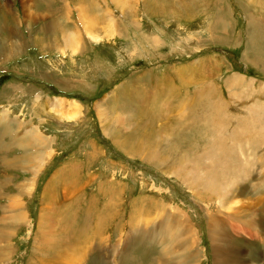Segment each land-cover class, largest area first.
Here are the masks:
<instances>
[{"label":"rangeland","instance_id":"rangeland-1","mask_svg":"<svg viewBox=\"0 0 264 264\" xmlns=\"http://www.w3.org/2000/svg\"><path fill=\"white\" fill-rule=\"evenodd\" d=\"M0 49L6 136L52 140L1 191L0 264H264V0H0ZM140 78L155 115L112 137L95 109Z\"/></svg>","mask_w":264,"mask_h":264},{"label":"crops","instance_id":"crops-1","mask_svg":"<svg viewBox=\"0 0 264 264\" xmlns=\"http://www.w3.org/2000/svg\"><path fill=\"white\" fill-rule=\"evenodd\" d=\"M61 81L62 80H60L59 82H61ZM136 81H137L136 83L139 84V88H140L139 94L137 92L138 98L139 99L141 97L142 98L139 100V103L137 106H135V101H133V100L128 101V103H130L133 106L129 112H128V107L130 105H128V107H127L126 98L136 96L132 92H129V90L126 88V87H131L132 84L130 83V81L128 82V84L125 81L122 82L120 87H118L116 89L117 92H115V96H114L115 98L113 97V93H112V96H108V99L105 101V103L98 105V107L95 109L96 113H99V112L102 113L101 118L98 114V120L101 122V124H104V125L107 124V129H106L107 131L104 128H102V129L107 134L111 135L112 137H113V135L118 136L117 132L114 133V131H115L114 128H119V129L122 128V130H124L125 132L131 133V131H126V116H125L126 113H127L128 121L131 125L134 124L135 122L140 123L141 119H144L143 122H141L142 126L141 127L138 126V127L143 128V129H146L149 127V125H150L149 121L146 122L147 117H148V113L146 112V110L144 111V108L143 109L141 108L143 102H144L143 105L146 102V104H145L146 108H148L149 105L153 107V108H151V114H149V116L152 117L155 115L154 102L152 100H151V102H148V98H149L147 96L148 94L140 93V91H142V90H145L147 92V88H143L140 85V83L142 82L141 78L136 80ZM61 84L64 85V82ZM137 84H135V86ZM135 86H133V87H135ZM155 91L158 92L159 90H157V88H156ZM118 94H119V96H117ZM155 94L157 96L162 97L161 94H158V93H155ZM153 97H155V96H153ZM54 101H55V99H54ZM57 101H59V104H63V100H61L60 98L56 99L55 106H54L53 100H48L45 103V105L42 106V108H41L43 113L45 115H48L49 117L55 116L53 110L56 106L59 105ZM70 102H71V99H70ZM74 102L75 101L73 100V103ZM76 103H79V102H76ZM70 105L71 104L69 103V107H70ZM81 107H83V106L81 105ZM0 108H1V106H0ZM61 108L63 109V107H61ZM81 111H82V109H81ZM153 111H154V113L152 114ZM3 112L8 113V111L5 109L1 113H3ZM58 115L60 117H62L60 114H58ZM7 116L9 118L12 117L9 115V113L7 114ZM38 116H40V115L37 114L35 116V118H37ZM63 116L67 117V114L65 113ZM60 117H59V119H60ZM65 119L67 120V118H65ZM62 120H64V117L62 118ZM33 122H35V119H33L31 117V118H27L26 125H25V122L22 124L24 129L27 128V133L31 137V141H29V144H25V143L13 144L11 132L8 133V137H7L6 133H5V128H12L14 122L12 120L5 119V117L3 115L0 116V172H2L3 170L5 171V174H2L0 176V194H1V191L3 190L4 191L3 196H6L7 193L10 192L11 190H14L17 195L28 194L29 196H31L33 193V189L35 187V181L39 178L42 170H44L43 167L47 165V164L46 165H44V164L50 159V157H48L49 156L48 153H49V151L52 150V148H51L52 140H51V138H48L43 133V130L41 128H39L40 125L41 124L43 125V122H45V121L42 119V123L39 121L36 123V125H33L31 128H29L30 125L33 124ZM146 123H147V125H146ZM136 125H138V124H136ZM159 129L161 130V132L159 134H161L163 132L162 128H159ZM118 132H120V130ZM134 135H132L131 138H133ZM117 136H116V138H117ZM46 138H48V139H46ZM114 140H115V143H117V145L119 146L120 142L116 141V139H114ZM27 147H29L26 150L28 152L29 156H28V159L26 160V162H22V159L20 157H18L17 155H13V152L16 151V149L25 150V148H27ZM43 156H44V158H43ZM20 167H22V169H19L20 170L19 172L24 173L25 176H27V175L28 176L23 178L22 180L18 181L16 178V174H13V171L16 168H20ZM9 172L11 173L10 176H8ZM69 175H73V173L65 170L64 176L67 177ZM15 181H17V182H15ZM11 187H12V189H11ZM66 189L69 192L70 190H74V187L72 185H69L68 187H66ZM144 201L147 203L148 200L145 199ZM89 206H90V202L88 203V208L86 209V212H89ZM162 211H163V209H160L158 212L160 213ZM96 231H97V229H96ZM89 236L92 237V235L90 233H89Z\"/></svg>","mask_w":264,"mask_h":264},{"label":"bare ground","instance_id":"bare-ground-1","mask_svg":"<svg viewBox=\"0 0 264 264\" xmlns=\"http://www.w3.org/2000/svg\"><path fill=\"white\" fill-rule=\"evenodd\" d=\"M91 35V34H90ZM77 40V39H76ZM71 44V43H70ZM74 44V43H73ZM75 47V46H74ZM1 50V49H0ZM236 82V81H235ZM132 90V89H131ZM74 103H76V102H74ZM58 104H59V101H58ZM76 105H78V104H76ZM80 105V104H79ZM63 106V105H62ZM72 107V106H71ZM77 107V106H76ZM55 109H57L56 111L57 112H61V104H59L58 106H56L55 107ZM99 109V108H98ZM72 110V109H71ZM70 112H72V111H70ZM78 112V111H77ZM77 112H76V114H77ZM71 114V113H70ZM99 114L102 116V114L99 112ZM72 115H73V112H72ZM77 116V115H76ZM75 116V117H76ZM101 118V117H100ZM110 128V127H109ZM43 158H44V156H43ZM42 159V158H41ZM190 161V160H189ZM42 162V161H41ZM41 167V166H40ZM7 169V168H6ZM170 169V168H169ZM178 170V169H177ZM194 179V178H193ZM195 180V179H194ZM214 180V178L212 177V178H210V180L209 181H211V184L210 185H212V182H214L213 181ZM208 186V185H207ZM210 187V186H209ZM232 189V188H231ZM261 200V199H260ZM258 202H259V200H258ZM51 205V204H50ZM236 206V205H235ZM261 210V209H260ZM259 210V211H260ZM13 214V213H12ZM23 218V217H22ZM85 221V220H84ZM143 221V220H142ZM70 222V221H69ZM219 226V225H218ZM220 226H221V224H220ZM253 226V225H252ZM88 227V226H87ZM101 227V226H100ZM221 228V227H220ZM216 229V228H215ZM93 230V229H92ZM102 230V229H101ZM100 230V231H101ZM165 230V229H164ZM248 230V229H247ZM67 231V230H66ZM81 231H83V230H81ZM156 231V230H155ZM214 232H212V234H213V236H216V239H217V236H219V234H220V230H219V228L215 231V230H213ZM253 231V230H252ZM59 231H57V233H58ZM103 232V231H102ZM264 232V231H263ZM91 233V232H90ZM185 234V233H184ZM46 235H47V233H46ZM52 235H54V234H52ZM51 235V236H52ZM92 235H93V233H92ZM165 235V234H164ZM50 236V235H49ZM49 236H48V238H49ZM47 237V236H46ZM75 238V237H74ZM70 239V238H69ZM218 240V239H217ZM47 241V240H46ZM49 242V241H48ZM228 242V241H227ZM101 243V242H100ZM86 246H88V245H86ZM185 246V245H184ZM227 246V245H226ZM101 248V247H100ZM216 250V252L218 253L217 255H219V254H221L222 256H223V254H224V250L223 249H215ZM225 250H226V247H225ZM69 251V250H68ZM128 252V251H127ZM165 252V251H164ZM167 254V253H166ZM217 255L215 256V257H217ZM150 258V257H149ZM151 259V258H150ZM218 260V259H217ZM228 260V259H227ZM171 261V260H170ZM223 261H224V258H223V260H222V263H223ZM240 262V261H239Z\"/></svg>","mask_w":264,"mask_h":264}]
</instances>
